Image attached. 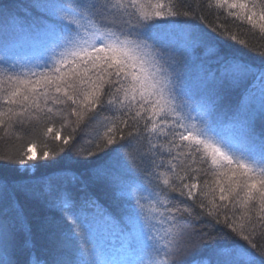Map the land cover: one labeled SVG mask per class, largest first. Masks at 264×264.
Masks as SVG:
<instances>
[{
	"label": "snow or ice",
	"instance_id": "1",
	"mask_svg": "<svg viewBox=\"0 0 264 264\" xmlns=\"http://www.w3.org/2000/svg\"><path fill=\"white\" fill-rule=\"evenodd\" d=\"M23 8L0 0V139L33 137L0 153V264H116L99 227L137 264H264V48L229 27L264 39V0Z\"/></svg>",
	"mask_w": 264,
	"mask_h": 264
},
{
	"label": "trees",
	"instance_id": "2",
	"mask_svg": "<svg viewBox=\"0 0 264 264\" xmlns=\"http://www.w3.org/2000/svg\"><path fill=\"white\" fill-rule=\"evenodd\" d=\"M7 2V0H6ZM14 3L16 9L22 14L24 11L23 3L26 2V0H12ZM203 0H201V3ZM205 18L208 20L209 23L213 21V17L210 13L207 11L204 12ZM229 27L232 28L233 32H235L238 36V38L245 39L248 41L249 44H251L253 47L256 48H264V39L259 38L258 35L253 34L252 32L247 31V25H239V24H229ZM223 39V38H222ZM226 43L232 44V41H225ZM237 48H240L241 46L235 45ZM27 47V46H26ZM241 51L248 57L252 58L255 57L254 52H249L248 49L242 48ZM236 102V99H233V103ZM66 134L62 133V135ZM23 139L21 140H6V139H0V153H3L4 151H11L15 152L21 148L24 143L27 140L32 139V136L25 135L21 133ZM43 147V144H41L38 140L36 142L35 152L37 157L40 155L41 148ZM55 147L54 144L49 143V148ZM50 175L54 174V170L49 171ZM100 200L103 205V209L105 211L114 213L117 217L122 215V210L118 208L117 206L113 205V203L107 199L103 194L100 195ZM29 212L34 215H42V210H40L38 207L34 205L29 206ZM43 240L41 237H37V250L42 246ZM95 244H96V252L98 253L97 258L102 261H110V262H116V264H128V261L125 260V255L130 256H136L139 254V252L144 254V250H141L142 248L137 246L136 248L129 247L124 239V236L120 234L116 230H110L107 227H99L95 234ZM134 254V255H133Z\"/></svg>",
	"mask_w": 264,
	"mask_h": 264
},
{
	"label": "rangeland",
	"instance_id": "3",
	"mask_svg": "<svg viewBox=\"0 0 264 264\" xmlns=\"http://www.w3.org/2000/svg\"><path fill=\"white\" fill-rule=\"evenodd\" d=\"M141 250H144V249L142 248ZM125 257H127L125 258V260L128 261V264H137V262L141 260L151 261L152 259H154L153 255L147 249H145L143 255L141 252H139V254L136 256L125 255Z\"/></svg>",
	"mask_w": 264,
	"mask_h": 264
}]
</instances>
